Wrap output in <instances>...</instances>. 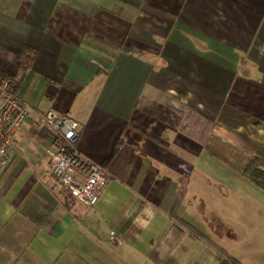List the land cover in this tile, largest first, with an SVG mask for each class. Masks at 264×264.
I'll list each match as a JSON object with an SVG mask.
<instances>
[{
	"label": "crops",
	"instance_id": "1",
	"mask_svg": "<svg viewBox=\"0 0 264 264\" xmlns=\"http://www.w3.org/2000/svg\"><path fill=\"white\" fill-rule=\"evenodd\" d=\"M0 72L31 106L0 167V264H219L178 221L205 235V189L230 224L220 247L264 264V189L243 176L264 163V0H0ZM52 109L112 176L95 207L49 173Z\"/></svg>",
	"mask_w": 264,
	"mask_h": 264
},
{
	"label": "built area",
	"instance_id": "2",
	"mask_svg": "<svg viewBox=\"0 0 264 264\" xmlns=\"http://www.w3.org/2000/svg\"><path fill=\"white\" fill-rule=\"evenodd\" d=\"M20 79L21 76L9 77L0 72V167L8 165L16 134L31 111L30 104L15 92ZM40 118L51 130V144L46 155L56 186L76 204L95 207L112 176L105 166L86 159L79 151L81 123L53 109L41 114ZM115 239L119 236L115 235Z\"/></svg>",
	"mask_w": 264,
	"mask_h": 264
},
{
	"label": "trees",
	"instance_id": "3",
	"mask_svg": "<svg viewBox=\"0 0 264 264\" xmlns=\"http://www.w3.org/2000/svg\"><path fill=\"white\" fill-rule=\"evenodd\" d=\"M23 56H26V54ZM26 58L29 59L28 56H26ZM182 118L183 120L188 119L189 121L187 123H183L182 128L189 130H198V137L202 141L206 142L208 138L207 136L213 128L211 122L201 116L194 115L191 111H188L187 114L185 112L182 113ZM212 143L213 144L210 145L211 148H221V145H219L216 139L213 138ZM243 176L249 179L257 187L264 189V163L261 160L257 158H246V164L243 167ZM65 196L66 198H70L68 195ZM178 221L179 223H181V225L187 228L191 232V234L202 240L205 244L213 248L218 253L221 258L219 264H242L238 259L230 256L224 249L215 244L213 241H211L205 235L200 233L194 227L180 219H178Z\"/></svg>",
	"mask_w": 264,
	"mask_h": 264
},
{
	"label": "rangeland",
	"instance_id": "4",
	"mask_svg": "<svg viewBox=\"0 0 264 264\" xmlns=\"http://www.w3.org/2000/svg\"><path fill=\"white\" fill-rule=\"evenodd\" d=\"M216 194H217V190L212 189V191L209 190V192H207L205 189V195L206 196L203 197V199L206 200L207 198L210 197L212 200L209 199L210 204L208 206L206 205V208L203 210V213L201 215H199V218L202 219L200 223H201V225L204 226L203 227V229H204L203 233L205 235L210 237L212 234L214 237H216L214 239V241L217 243V245L230 247L231 246L230 242L227 241L228 239L226 237H224V235H223L224 233L223 234L221 233V230L222 231L224 230V227L226 226L225 224H227V223L221 217V194H218V195H216ZM242 223H243V227L241 229L242 234H243L242 241H240V239L237 236L236 244H237V246L242 245L243 248H245L247 244H245L244 242L247 240L248 236H247V231L244 228L245 223L244 222H242ZM227 225H230V224H227ZM221 234H222V236H221ZM223 237H224V241L221 240ZM262 246L264 247V244H262Z\"/></svg>",
	"mask_w": 264,
	"mask_h": 264
}]
</instances>
